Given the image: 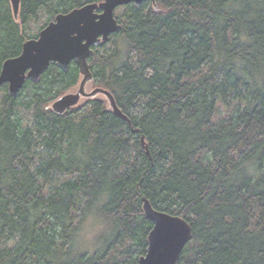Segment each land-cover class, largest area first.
Instances as JSON below:
<instances>
[{"label": "trees", "instance_id": "1", "mask_svg": "<svg viewBox=\"0 0 264 264\" xmlns=\"http://www.w3.org/2000/svg\"><path fill=\"white\" fill-rule=\"evenodd\" d=\"M102 1L20 0L14 19L0 0V70L57 15ZM155 4L125 6L88 59L129 123L99 98L51 110L75 63L14 98L0 88V264H137L143 198L191 226L178 264H264V0Z\"/></svg>", "mask_w": 264, "mask_h": 264}, {"label": "water", "instance_id": "2", "mask_svg": "<svg viewBox=\"0 0 264 264\" xmlns=\"http://www.w3.org/2000/svg\"><path fill=\"white\" fill-rule=\"evenodd\" d=\"M8 1L13 17L17 19L20 0ZM144 2H151L156 9L155 0H103L57 15L38 33L37 38L23 43L18 57L4 61L0 70V88L6 85L7 95L14 98L27 81L37 82L50 64L67 72L73 62L80 74L78 90L74 94L60 96L52 102L51 110L61 115L75 108L81 98L96 99L97 96H103L112 113L129 123L107 90L95 88L90 93L85 92L86 84L92 82L88 59L96 48L107 43L111 36L121 30L122 26L115 17L116 9L129 4L139 6ZM140 142L148 153L143 136ZM142 211L152 228L147 236L146 253L138 258L137 264H178L182 251L193 238L189 223L179 216L153 209L145 198L142 199ZM162 223L174 227L162 234L159 229Z\"/></svg>", "mask_w": 264, "mask_h": 264}, {"label": "rangeland", "instance_id": "3", "mask_svg": "<svg viewBox=\"0 0 264 264\" xmlns=\"http://www.w3.org/2000/svg\"><path fill=\"white\" fill-rule=\"evenodd\" d=\"M123 12H124V7H120V8H118V9H116V11H115V17H116V18H119V21H120V22L123 21V18L121 17V16L123 15ZM37 25L40 26V25H41V22L39 21V22L37 23ZM28 28L30 29L29 32H31V31H35V33H37V28H35V25H34L33 22H31V23L28 25ZM38 33H39V31H38ZM78 87H79V85H77L75 88L71 89V90L68 91L67 93H72V94L76 93V91L78 90ZM93 89H95V87H93L92 82L86 84V86H85V92H86V93H90ZM95 98L105 99L103 96H97V97H95ZM88 100H91V99H88V98H81L80 101H79V103H78V105H77L75 108L79 107L80 105H83V104H84L85 102H87ZM237 103H238V102H237L236 100H233V99H229V100H227L224 106H223V105H220L219 110H218L219 114H224V113H226V112L234 111V107L237 105ZM50 106H51V104H50ZM26 118H27V115H26ZM88 224H89V223H88ZM95 230H97V227H96L95 229L93 228V230L88 229V230L84 233L83 237H84V240H85V242H86V245L92 243V240H93V236H92V234H93V232H94ZM87 246H88V245H87ZM90 246H91V245H90Z\"/></svg>", "mask_w": 264, "mask_h": 264}, {"label": "snow or ice", "instance_id": "4", "mask_svg": "<svg viewBox=\"0 0 264 264\" xmlns=\"http://www.w3.org/2000/svg\"><path fill=\"white\" fill-rule=\"evenodd\" d=\"M172 227H174V226L169 224V223H162L159 225V229H160L162 234L167 232L168 230H170Z\"/></svg>", "mask_w": 264, "mask_h": 264}, {"label": "flooded vegetation", "instance_id": "5", "mask_svg": "<svg viewBox=\"0 0 264 264\" xmlns=\"http://www.w3.org/2000/svg\"><path fill=\"white\" fill-rule=\"evenodd\" d=\"M147 3H149V2H147ZM73 63V62H72Z\"/></svg>", "mask_w": 264, "mask_h": 264}]
</instances>
